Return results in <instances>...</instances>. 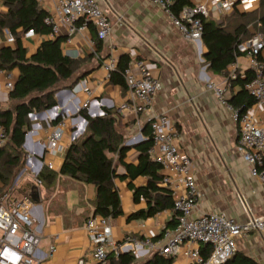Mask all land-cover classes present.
I'll return each instance as SVG.
<instances>
[{"label":"crops","instance_id":"crops-1","mask_svg":"<svg viewBox=\"0 0 264 264\" xmlns=\"http://www.w3.org/2000/svg\"><path fill=\"white\" fill-rule=\"evenodd\" d=\"M4 1L0 0V15L8 11ZM38 1L47 11L54 12L55 0ZM99 1L113 24L111 35L102 40L98 53V36L92 23L80 27L70 42L64 41V53L83 60L80 78L73 85L63 83L54 95L57 101L55 109L34 111L29 115L30 127L22 147L25 152L22 163L13 169L12 177L6 184L0 180L2 197L6 195L9 201L23 196L33 197L35 204L31 215L35 229L42 237L40 249L47 255L43 264H79L81 259L84 263H93L92 239L84 224L88 218L95 216V185L66 175H59L50 187L37 181L39 172L44 167L48 168V163L54 165L53 170L59 171L68 146L87 133L88 121L83 112L91 117L112 112L116 126L124 130V143L130 147L124 161L134 165L140 158L138 145L147 139L143 132L148 119L152 115L166 113L179 130L183 150L192 159L191 173L201 192L194 216L224 213L238 222H246L252 216H264V187L258 178L251 175L250 165L243 159V151L238 145L239 124L234 120L232 111L208 88V83L226 87V100L239 90V86H227L224 74L213 73L203 57L206 51L203 41L200 44L187 39L159 6L149 0ZM205 1L192 0V4ZM259 4L260 1L248 11H236L250 12ZM235 12L224 15L213 11L209 18L221 23ZM249 28L252 35L255 30L252 25ZM59 35L67 36L65 26ZM48 37L54 36L24 34L20 44L31 55ZM3 46H17V40L8 28L0 31V47ZM123 55L130 57V63L140 59L146 61L153 74L160 79L161 89L150 112L135 114L120 110L128 99V90L110 82L104 64L110 57L118 60ZM260 59L264 62V49ZM234 70L242 76L250 70L247 54L241 53L234 63L228 65L227 72ZM10 73L15 82L19 69L15 68ZM7 74L0 69V103L3 105L10 103ZM249 111L264 128V106L254 104ZM58 117L60 120L55 122ZM57 127L63 131L65 149L52 153L48 151L46 137ZM147 130L151 135L150 125ZM114 158L117 159V156ZM115 167L117 176L113 182L121 197L123 213L109 219L108 223L116 247L121 251L131 249V244L126 245L127 238L144 242L156 237L153 241L164 243L163 228L176 215L174 209H165L151 217L129 219L133 213L147 208L145 198L135 201L130 185L145 186L148 179L142 175L131 179L122 163L116 162ZM51 245H55L56 250L50 254ZM237 250L252 257L258 264H264V233L249 231L242 234L237 239ZM132 253L135 261L141 263L154 252L145 247ZM109 254L114 255V249L110 248ZM173 264H190V261L180 253Z\"/></svg>","mask_w":264,"mask_h":264},{"label":"built area","instance_id":"built-area-1","mask_svg":"<svg viewBox=\"0 0 264 264\" xmlns=\"http://www.w3.org/2000/svg\"><path fill=\"white\" fill-rule=\"evenodd\" d=\"M159 6L170 18L171 22L187 39L199 41L202 39V17L209 18L213 11L229 14L236 10L253 9L260 0H206L185 7L179 15L172 12V0H149ZM79 20L84 21L80 26ZM45 22L52 27L51 35L57 36L61 28H67L65 42H70L72 36L80 27L88 22L95 27L99 39L104 40L111 35L113 24L103 9L99 0H55V10L49 12ZM33 30L27 35H32ZM264 49V34L255 31L253 35L238 44V51L249 57V66L253 72L252 80L246 85L254 96L255 104L264 106V62L260 59ZM117 59L110 57L104 64L108 75L117 66ZM124 78L128 90V99L120 107L121 111L135 114L150 112L156 96L161 89L159 77L153 74L148 63L136 60L124 70ZM237 70L230 73L231 79L236 78ZM227 86H231L227 81ZM6 87L11 91L14 79L7 74ZM219 101L233 113V118L239 124L238 145L243 151V159L250 165L251 175L258 178L264 187V128L256 121L248 110L239 115L228 104L226 87L208 83ZM148 122L151 127L152 146L148 149L151 158L161 165L164 172L162 185L173 191L176 225L163 228L164 243L146 239L144 242L126 239V245L131 244L133 252L137 253L145 247L166 257H177L182 253L190 264H223L233 258L237 250V239L249 231L264 233V216H252L246 222H238L224 213H204L194 216V210L201 197L194 176L191 173L192 159L181 146L179 130L166 113L152 115ZM63 131L57 127L47 135V148L52 153L62 152L65 145L62 141ZM8 134L0 126V146H4ZM53 170L54 165L48 163ZM38 183H41L38 180ZM35 202L32 196H23L9 201L6 195L0 198V264H43L47 255L40 249L41 235L35 229V221L31 209ZM108 218L91 216L84 224L92 239L91 257L93 263L106 264L109 249H114L118 255L120 248L116 247L111 236ZM128 241V242H127ZM211 246V253L205 260L201 249L204 245ZM56 250L55 245L49 247L50 254ZM79 264L84 263L83 259Z\"/></svg>","mask_w":264,"mask_h":264},{"label":"trees","instance_id":"trees-1","mask_svg":"<svg viewBox=\"0 0 264 264\" xmlns=\"http://www.w3.org/2000/svg\"><path fill=\"white\" fill-rule=\"evenodd\" d=\"M8 11L0 15V31L8 28L17 40V46L0 47V69L10 73L18 68L20 74L10 91V103H0V126H3L8 134V140L4 146H0V180L7 183L12 177L13 169L22 163L25 152L23 144L29 130V115L34 111H43L53 108L57 101L55 93L60 90L63 83L74 84L80 78L83 60L72 58L63 51V43L67 36L58 39L48 37L44 39L37 51L28 55L27 50L20 44L21 37L33 30L43 36H49L52 31L50 24L45 22L49 11L43 8L38 0H5ZM192 5V0H172L170 7L175 15L187 6ZM79 20L77 25L83 24ZM88 25L91 23L88 22ZM203 31L202 41L206 46L203 55L209 69L215 74H224L229 84L239 86L234 94L227 98L239 115L247 112L254 104L255 98L248 91L246 85L252 80L253 72L248 70L242 76L231 79L227 72L228 65L235 62L241 53L238 44L249 39L252 25L255 31L264 34V0H260L259 7L250 12L236 11L229 15L221 23L211 18L202 17ZM97 53L102 48V40H96ZM102 61V58L99 59ZM130 57L121 56L117 66L112 70L110 82L126 89L124 70L130 64ZM88 121L87 133L79 140L73 141L67 148L64 161L59 171L44 167L37 179L47 187L52 186L59 175H66L72 179L94 184L97 190L94 204V215L103 218L115 219L123 213L121 197L114 185L117 176L115 163H122L127 170V176L131 179L142 175L147 177L145 186L130 187L137 201L143 197L147 201V208L139 210L129 216V219L138 217H151L165 209H173V191L170 187L162 185L163 173L161 165L154 161L148 153L152 146V137L147 130L149 122L143 134L146 140L138 145L140 158L137 165L124 161V156L129 150L125 142L124 130L116 126V118L111 111L105 115L91 117L84 113ZM58 117L55 122H58ZM117 156V159L114 156ZM7 166L3 167V164ZM3 196L0 190V198ZM176 214V212H175ZM176 215L168 223L167 227H174ZM156 237L153 238L155 240ZM211 246L206 244L201 253L206 260L211 253ZM174 258L166 257L158 251L145 262L137 263L132 251H119L118 255L109 254L106 264H173ZM223 264H258L252 257L236 252L233 258Z\"/></svg>","mask_w":264,"mask_h":264},{"label":"water","instance_id":"water-1","mask_svg":"<svg viewBox=\"0 0 264 264\" xmlns=\"http://www.w3.org/2000/svg\"><path fill=\"white\" fill-rule=\"evenodd\" d=\"M60 37H62V35H57L55 38L56 39H58V38H60ZM199 43L200 44H202V39H199ZM56 107H53V109H55ZM55 118H53V120H54ZM140 135V139H141V141H142V134L140 133L139 134ZM27 138H28V133L26 134V140H27ZM141 141H139V142H137L135 145H137V144H139ZM25 144V143H24ZM129 146V145H128ZM129 251H131L130 249H124L123 250V252H129Z\"/></svg>","mask_w":264,"mask_h":264}]
</instances>
